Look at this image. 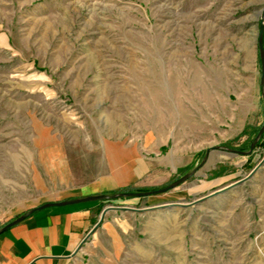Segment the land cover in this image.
Instances as JSON below:
<instances>
[{
  "label": "rangeland",
  "instance_id": "obj_1",
  "mask_svg": "<svg viewBox=\"0 0 264 264\" xmlns=\"http://www.w3.org/2000/svg\"><path fill=\"white\" fill-rule=\"evenodd\" d=\"M263 10L0 0V229L60 191L188 175L105 199L82 264H264Z\"/></svg>",
  "mask_w": 264,
  "mask_h": 264
},
{
  "label": "crops",
  "instance_id": "obj_2",
  "mask_svg": "<svg viewBox=\"0 0 264 264\" xmlns=\"http://www.w3.org/2000/svg\"><path fill=\"white\" fill-rule=\"evenodd\" d=\"M105 190L85 187L60 191L33 208L115 191ZM104 202L89 200L34 211L0 234V264H82L84 239L97 223Z\"/></svg>",
  "mask_w": 264,
  "mask_h": 264
},
{
  "label": "water",
  "instance_id": "obj_3",
  "mask_svg": "<svg viewBox=\"0 0 264 264\" xmlns=\"http://www.w3.org/2000/svg\"><path fill=\"white\" fill-rule=\"evenodd\" d=\"M263 34H264V10H263V13H262V16H261V20H260L259 35H258V47H259V53H260V59H261V70H262L261 83H263V81H264V42H263ZM263 130H264V125H263V127L260 130L258 135H261ZM187 177H188V175H185V176L181 177L180 179L174 181L173 183H171L167 187H164V188H161V189H158V190H153V191L134 192V193L133 192H125V193H116V194H113V195L100 194V195L87 196V197H82V198H77V199H70V200H66V201L45 203V204H42V205H40V206H38L36 208H33V209L29 210L27 213H25V214L15 218V219H13L12 221H10L6 225H4L0 229V234L2 232L6 231L7 229H9L11 226L21 222L28 215H30L31 213H33L34 211L39 210V209H44V208H47V207H50V206H56V205L73 204V203L84 202V201H89V200H105V199H110V198H116V197H119V196H140V195H147V194L154 193V192L167 191L168 189L174 188L177 185H179L180 183H182ZM102 218H103V216L96 223V225L90 230V232L85 237L84 242L86 241L88 236L91 235V233H93V231L100 225V223L102 221ZM79 248H81V247H79Z\"/></svg>",
  "mask_w": 264,
  "mask_h": 264
},
{
  "label": "bare ground",
  "instance_id": "obj_4",
  "mask_svg": "<svg viewBox=\"0 0 264 264\" xmlns=\"http://www.w3.org/2000/svg\"><path fill=\"white\" fill-rule=\"evenodd\" d=\"M178 205H181V206H187V205H189V203H180V204H178ZM163 207L164 205H156V206H154V207H149V209H151V208H158V207Z\"/></svg>",
  "mask_w": 264,
  "mask_h": 264
},
{
  "label": "trees",
  "instance_id": "obj_5",
  "mask_svg": "<svg viewBox=\"0 0 264 264\" xmlns=\"http://www.w3.org/2000/svg\"><path fill=\"white\" fill-rule=\"evenodd\" d=\"M117 191H108V192H106V194H112V193H116ZM23 213H21V214H19L18 216H16V218L17 217H19V216H21Z\"/></svg>",
  "mask_w": 264,
  "mask_h": 264
}]
</instances>
